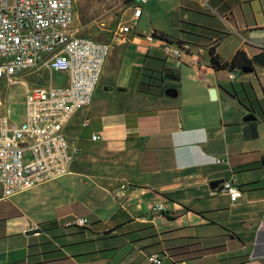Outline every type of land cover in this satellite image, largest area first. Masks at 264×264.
Here are the masks:
<instances>
[{
    "label": "crops",
    "instance_id": "obj_1",
    "mask_svg": "<svg viewBox=\"0 0 264 264\" xmlns=\"http://www.w3.org/2000/svg\"><path fill=\"white\" fill-rule=\"evenodd\" d=\"M163 3L168 19L150 18L149 34L188 44L186 62L168 63L145 30L113 43L92 103L66 125L75 151L70 172L8 198L0 214L1 263L153 264L150 255L159 253L164 264H264V121L257 138H245L250 111L228 90L250 82L263 98L264 76L243 73L231 82L233 70H216L210 55L211 47L224 61L238 50L253 61L264 55V0ZM164 67L179 70L180 102L138 91L142 78L174 87ZM184 77L192 84L185 92ZM231 177L242 188L237 201L210 185ZM160 202L175 220L154 211ZM74 216L90 225L66 227ZM32 229L40 232L27 234ZM192 242L204 249L199 256Z\"/></svg>",
    "mask_w": 264,
    "mask_h": 264
},
{
    "label": "built area",
    "instance_id": "obj_2",
    "mask_svg": "<svg viewBox=\"0 0 264 264\" xmlns=\"http://www.w3.org/2000/svg\"><path fill=\"white\" fill-rule=\"evenodd\" d=\"M148 1L131 0L127 4L128 16L122 17L119 31L110 42L83 34L76 27L77 0H0L1 198H11L70 172L75 151L66 125L80 109L92 103L113 43L127 41ZM153 33L147 35L148 40H159V49L175 62L176 68L184 65L190 46ZM197 62L195 58L191 60L192 64ZM35 71L49 72L50 80L40 83L29 79ZM233 71L240 73L229 74V80L236 82L243 73ZM54 72L67 73V83L55 84ZM15 86L21 87L25 96L20 120L12 119L11 102L4 97ZM92 139L100 140L101 135L94 134ZM216 162L225 161L218 158ZM222 190L232 201L242 196L234 177L223 182ZM153 209L163 212L165 203H157ZM89 225L86 216H74L66 223L67 227ZM149 259L153 264H164L159 253L151 254Z\"/></svg>",
    "mask_w": 264,
    "mask_h": 264
},
{
    "label": "rangeland",
    "instance_id": "obj_3",
    "mask_svg": "<svg viewBox=\"0 0 264 264\" xmlns=\"http://www.w3.org/2000/svg\"><path fill=\"white\" fill-rule=\"evenodd\" d=\"M130 0H77V19L76 27L86 35L94 37L100 40L113 41L115 33L119 31L120 22L122 17L126 14L128 16L127 3ZM141 2L142 0H135ZM164 0H149L147 3L143 4L145 9V15L143 21L139 22L138 25L133 28L132 32L127 35L129 39H134L136 32H142L149 34L150 28V18L153 19V22L165 23L168 19V14L166 8L164 7ZM129 47L134 48L136 45L129 43ZM168 63L172 64V59H167ZM184 75L192 74L191 69L182 67ZM237 75L239 72L233 71ZM256 72L263 77L262 71L257 69ZM255 73V72H254ZM38 75H41V78H38ZM51 74L47 71H35L29 75V79L37 81L40 83H45L49 81ZM53 82L55 84H65L67 75L62 72H54L52 75ZM190 80L187 77L182 78L180 84L182 91L192 87ZM5 101L11 102L10 105L13 109L12 119L20 120L23 117L25 111L24 105V92L21 87H12L9 92H5ZM177 101H181V98H175ZM1 198V192H0ZM12 198V197H11ZM10 199V198H9ZM9 208L8 199H0V214L7 211Z\"/></svg>",
    "mask_w": 264,
    "mask_h": 264
},
{
    "label": "trees",
    "instance_id": "obj_4",
    "mask_svg": "<svg viewBox=\"0 0 264 264\" xmlns=\"http://www.w3.org/2000/svg\"><path fill=\"white\" fill-rule=\"evenodd\" d=\"M153 35L155 37H159L161 39L166 40L165 38L158 35L156 32H154ZM210 55H211L212 67H214L216 70H224V69L242 70V68L252 67L254 64V61L248 57L247 53L244 50H238L231 61H224L222 57L216 52L215 48L213 47L210 48ZM145 70H147L146 67L144 68V72ZM161 74L170 76L172 79H175L176 83L174 82L173 86L174 87L179 86V84H177V82L180 80L179 70L164 67V69L161 71ZM165 90H166V87H164L161 83H155L151 80L147 81L143 78L138 85V91L144 92V93L164 95ZM228 90L233 96L237 97L239 101L244 106H246V108L250 112L254 113L257 116L258 121L260 122L264 121V97L263 98L258 97L252 83L250 82H240L237 84L230 83ZM162 213L164 214V216H166L170 220L176 219V216L171 215L170 212L167 210H164ZM114 230L115 229L110 230L108 231V233H111ZM199 244L197 242H192L194 255L197 254L199 256L201 253V250L202 251L204 250L200 248ZM185 246H186L185 243L183 245H180V249H182ZM195 257L197 256H194L192 258H195Z\"/></svg>",
    "mask_w": 264,
    "mask_h": 264
},
{
    "label": "water",
    "instance_id": "obj_5",
    "mask_svg": "<svg viewBox=\"0 0 264 264\" xmlns=\"http://www.w3.org/2000/svg\"><path fill=\"white\" fill-rule=\"evenodd\" d=\"M254 63L259 66L264 67V55L256 56L254 58ZM241 71L243 73H253L255 71V67L254 66L244 67L242 68ZM165 94L170 97L176 98L179 95V91L176 87H168L165 90ZM210 97L211 99H216V89L215 88H212L210 90ZM243 121L245 122V126L242 129V133L244 137L247 139L257 138L258 137V124H257L258 118L257 116L254 113L249 112L248 114L244 116ZM223 182L224 181L222 179H218V180L212 181L210 185L213 189H217L218 191H221L223 189ZM36 232H40V229L29 230L27 234H33Z\"/></svg>",
    "mask_w": 264,
    "mask_h": 264
}]
</instances>
